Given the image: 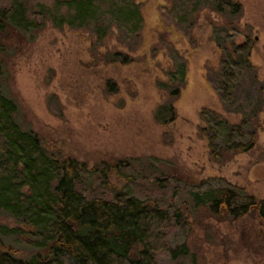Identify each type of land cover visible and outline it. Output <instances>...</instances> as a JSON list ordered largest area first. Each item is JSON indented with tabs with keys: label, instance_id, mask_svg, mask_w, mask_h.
Returning a JSON list of instances; mask_svg holds the SVG:
<instances>
[{
	"label": "rangeland",
	"instance_id": "1",
	"mask_svg": "<svg viewBox=\"0 0 264 264\" xmlns=\"http://www.w3.org/2000/svg\"><path fill=\"white\" fill-rule=\"evenodd\" d=\"M105 1L87 27L45 21L0 33V82L17 122L48 151L85 163L78 179L85 190L103 187L89 169L120 162L104 194L157 204L173 225L167 245L187 247L158 264H264L255 212L213 216L189 197L229 186L239 201L264 198V0H185L184 22L175 17L177 0H134L139 39L113 22L115 6L128 0ZM252 133L250 151L225 148ZM15 227L0 214V249L11 246L24 260L32 248L10 232Z\"/></svg>",
	"mask_w": 264,
	"mask_h": 264
},
{
	"label": "trees",
	"instance_id": "2",
	"mask_svg": "<svg viewBox=\"0 0 264 264\" xmlns=\"http://www.w3.org/2000/svg\"><path fill=\"white\" fill-rule=\"evenodd\" d=\"M46 2L11 0L0 6V33L36 30L45 21L87 27L100 7L109 4L105 0ZM175 4L182 9L181 14L176 12V20L186 21V1ZM226 4L234 11L237 8L236 3ZM115 8L114 25L125 27L139 39L143 25L140 4L128 0ZM99 24L95 21L94 25ZM112 56L115 60L119 53ZM178 72L183 78V65ZM17 112L16 103L3 92L0 82V214L15 221L17 227L10 232L32 248L28 258L17 260L15 248L2 247L0 264H158L162 254L176 258L188 253L185 244L175 249L167 245L173 225L160 206L134 195L111 199L104 194L102 189L110 186L108 175L120 173L119 161L89 169L103 187L99 186V192L85 190L78 179L87 170L86 164L48 151L36 134L19 125ZM253 146L252 133L247 141H234L225 148L243 153ZM189 197L193 207L213 216L223 213L237 219L255 212L264 227V198L247 194L239 201L237 190L229 186L193 191Z\"/></svg>",
	"mask_w": 264,
	"mask_h": 264
}]
</instances>
